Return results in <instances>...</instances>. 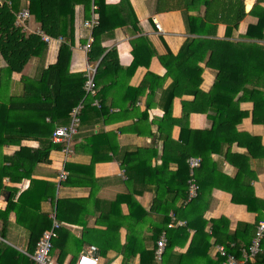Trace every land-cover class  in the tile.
<instances>
[{
    "label": "crops",
    "instance_id": "0c3cea01",
    "mask_svg": "<svg viewBox=\"0 0 264 264\" xmlns=\"http://www.w3.org/2000/svg\"><path fill=\"white\" fill-rule=\"evenodd\" d=\"M106 1L117 5L121 0ZM27 3L21 0L19 11L28 10ZM130 3L139 20L140 30L135 32L130 24L118 26L104 36L103 50L94 52L92 58L84 49L91 33L85 22L95 11L92 5L87 18L84 5L75 7L70 71L85 73L88 66H97L98 98L102 104L95 108L96 111L89 106L84 109L79 138L74 139L71 153L66 156L62 145H56L60 148L51 150L50 160L38 163L32 172V178L40 182L35 189L36 195L48 183L56 186L55 198L43 200L41 211L51 217L56 212L58 198L65 199L67 219L75 221H61L63 226L58 242L67 255L63 262L58 260L59 252L54 257L60 263L70 264L82 251L95 245L98 247L99 264H140V254L126 258L120 249L129 243V239H132V247L136 240L135 245L139 249H153L157 243L153 239L154 229L165 225L166 216L171 218L168 230L187 226L185 217L188 215H181L172 207L174 203L180 205L177 190L166 189L165 183L176 186V179L171 175L178 172V159H186L191 173L188 160L200 157L202 163L203 153L207 158L195 170L202 165L198 169L204 193L201 206L208 204V207L201 219V206L190 212V217L197 224L202 219L209 222L203 232L189 226L176 234L164 229L167 241L170 238V242H174L172 250L166 252L165 264H215L219 260V244L215 237H211L208 244L206 239L212 233V219L225 218L228 231L237 232L243 249L251 243L257 223L264 218V97L256 100L258 122L253 119V101L244 100L239 108L231 111L232 122L228 126L221 131L217 126L213 128V120L206 112L195 111V107L212 102L213 97L208 91L217 73L214 68L206 66V61H201L199 65L204 71L200 87L205 91L202 101L199 102L192 94L178 93L171 103V114L167 115L173 79L167 76L168 69L159 56L168 51L178 54L185 40L192 36L187 31L182 12L187 8L186 0H163L160 4L159 0H130ZM188 7L193 9L192 14L200 11L203 14L205 9L203 3ZM244 11L245 17L230 34L227 33V24L219 23L217 35L211 38L214 46L222 40L231 43L219 54L231 71L244 69L246 63L243 61L249 56L236 50L235 43L264 44L259 32L256 31L254 36L247 35L249 26L257 24L259 16L264 15V0H244ZM23 29L27 34L36 33L41 30V25L30 14ZM138 39H142L139 44L147 49L140 57L141 64L130 69L135 58L133 41ZM65 41L67 38L52 37L46 42L48 47L44 55L32 57L22 72H14L11 92H23V75L39 76L43 68L56 63ZM150 52L153 56L148 61ZM5 65L0 53V67ZM245 87L264 91V77L251 75ZM241 95L243 92L235 100ZM240 111H247V115L238 120ZM69 122L70 118L60 120L57 127ZM22 145L38 148L42 143L36 139H25ZM19 148L18 144L5 145L2 155L12 156ZM164 157L168 160L166 164H163ZM4 165L9 166V162L4 161ZM158 166H162L163 171L155 173ZM63 168L68 178L59 182ZM146 171L148 173L144 177ZM17 175L14 172V176ZM32 178L12 180L5 176L2 183L6 189L0 192V210H4L9 201L17 203L16 209L9 213L4 236L1 234L7 242H0V245L9 244L23 253L28 252L31 242L30 228L24 225H34L35 212H24V206L17 201L30 187ZM47 189L51 191L52 187L49 185ZM159 196L166 204L163 212H153L151 206ZM26 204H31V200ZM32 204L36 205V202ZM77 204L80 205L78 209ZM139 207L146 213H142ZM184 208L182 205L181 211ZM2 226L0 218V233ZM5 259L6 254L0 251V264H7ZM161 261L156 260L157 264ZM249 264H264V240L262 252Z\"/></svg>",
    "mask_w": 264,
    "mask_h": 264
},
{
    "label": "trees",
    "instance_id": "16d2710c",
    "mask_svg": "<svg viewBox=\"0 0 264 264\" xmlns=\"http://www.w3.org/2000/svg\"><path fill=\"white\" fill-rule=\"evenodd\" d=\"M29 13L33 15L37 22L41 25V30L55 38L64 37L67 41L63 42L58 55V60L54 64H50L48 67L43 68L39 76L31 77L23 75L21 81L23 83V92L21 94H15L11 92L12 75L14 72H22L25 65L29 60L47 50V43L39 33L27 34L24 32L23 27L16 23L17 13L20 10L21 0H3L0 3V53L3 56L6 65L0 67V192L6 187L3 185L2 180L5 176H10L12 180H22L23 178H32V172L35 166L40 162H48L50 160V152L53 149L60 148L56 146L51 140V136L57 123L60 120L69 119L71 109L77 105L82 99L85 102V108H92L96 111V107L93 104L94 98L86 95L84 85L86 82V75L84 72H71V45L74 41V28H75V14L76 5H84L86 11V17H90L91 6L95 5V13L98 14L99 24L93 29L92 35L94 41L92 43L89 56L91 58L94 52L102 49V39L104 36L114 31L118 26L131 25L135 32L140 30L139 20L134 12V9L130 3V0H121L117 5H110L106 0H26ZM163 0H159V4ZM262 2V0H259ZM194 3H203L205 9L203 14L201 11L192 14L191 7H188ZM187 8L182 9L185 25L187 31L192 36H189L182 45L178 54L174 55L171 51H168L165 55H160V60L163 65L168 69L167 76L172 77V93L170 104L166 109L167 115L171 114V103L178 93L192 94L195 98L201 102L205 95V91L201 89L203 82V67L199 65L201 61H206V66L214 68L216 73V80L212 85L208 93L213 97L212 102L205 103L200 107H195V111L206 112L213 120V128L217 126V130L221 131L224 126H228L232 122V110L239 108V105L244 100L253 101V119L258 122V105L256 100L260 97H264V91L260 89H248L245 87L248 78L251 75H257L264 77V44L257 43H235L234 48L246 52L247 57L244 69L239 68L236 71H231L228 66L225 65V61L220 53H223L225 46L231 43H226L224 40L217 42L218 46L212 44L211 40L217 35V29L219 23L227 24V33L230 34L233 28L238 27L240 21L245 17L244 0H189L186 4ZM254 8L252 11H254ZM160 10V9H159ZM164 9H161V11ZM167 10V9H166ZM169 10V9H168ZM258 35L264 38V15L259 16L257 24L249 26L247 35L254 36L257 32ZM257 35V36H258ZM139 40L133 41V54L135 56L130 69L137 68L140 64V57L144 55L147 48H143L139 44ZM103 50V49H102ZM210 56L208 57V53ZM153 52H150L148 61L151 60ZM258 59V62L256 61ZM149 64V62H148ZM147 64V65H148ZM257 67V69H256ZM98 74H96V83L98 84ZM243 92V95L238 100H235L236 96ZM98 97V96H97ZM99 99V98H98ZM101 103V101H100ZM102 104V103H101ZM104 105V104H103ZM93 106V107H91ZM186 109V107H185ZM194 110V108L192 109ZM209 110V111H208ZM84 111L81 115L84 118ZM213 113V116L212 114ZM241 116L238 120H241L247 115V111H240ZM47 117H50V121H47ZM81 126V125H80ZM79 127V132H80ZM78 132V134H79ZM76 134L74 139H78L79 135ZM25 139H36L41 141L42 146L38 148H30L22 145V141ZM73 139V143H74ZM18 144L20 148L15 151L12 156H3L2 148L5 145ZM166 156V155H165ZM202 165L204 159L207 158L205 154L201 153ZM186 159H178V172L171 175L176 179V186L168 182L165 183L166 189H174L178 192L180 205L174 203L173 208L175 212H180L181 215H188L187 226L195 227L197 231L203 232L204 228L209 221L201 220L199 224L194 223L190 217V212L199 209L202 205L203 186L198 177V169L194 171V175L191 176L188 163ZM4 161L9 162V166L4 165ZM168 160L164 157L163 164H166ZM125 163V160H123ZM127 172L128 168L126 169ZM162 170V166H158L155 169V173ZM14 172L18 175L14 176ZM144 173V172H143ZM148 171L144 173L146 177ZM195 178L199 185L198 196L192 200H188L189 191V179ZM39 181L32 178V183L28 189L21 193L18 198V204L24 206V212L29 210L34 214V225H24L30 228L31 242L28 249L30 254H33L37 242L40 239L43 231L51 227L52 218L48 213L41 211V202L47 198L54 199L56 196L55 184L48 183L52 189L48 191L45 186L44 190L36 195L37 185ZM42 184H44L42 182ZM235 196V194H234ZM233 196V200L237 202ZM31 200V204L27 205L26 202ZM35 201L36 205L32 202ZM176 202V201H175ZM201 202V203H200ZM166 203H163L160 196L153 202L151 211L163 212V207ZM247 204L250 205L249 201ZM26 205V206H25ZM78 205V204H77ZM184 205V210L181 211V206ZM17 203L9 201L7 207L4 210H0V218L3 220V226L1 234L4 236V231L8 228L9 213L15 210ZM208 204L201 206L199 209V219L202 218ZM142 213H146L142 207H139ZM67 212V200L58 198L56 204V217L60 221L75 222L74 220L66 216ZM141 217V216H140ZM19 219V218H18ZM20 221V219H19ZM171 218L166 216L163 226H158L154 229L153 239L159 240L164 229L168 230V224ZM212 233L206 236L207 244L211 237H215L216 243L225 245L230 251L237 256H241L242 249L239 245V236L237 232L231 233L228 231V222L225 218L212 219ZM30 226V227H29ZM179 229H169V233H182L186 230V227ZM247 226V225H246ZM248 227V226H247ZM250 227H248L249 229ZM60 231L58 229V236L54 239V247L52 250L53 256L56 252L58 254V260L63 262L67 255L65 248L60 245ZM163 232V233H162ZM167 236V234H166ZM170 242V238L168 239ZM129 243L124 245L120 252L124 254V257L130 258L140 254V264H157L156 260V248L139 249L134 241V246L130 245L132 239L128 240ZM162 255L163 261L160 264H165L166 252L172 250L174 242L169 243ZM234 244L233 246H231ZM249 245V244H248ZM247 245V246H248ZM246 246V247H247ZM1 253L6 254L5 262L7 264H35L32 258L15 249L9 244L3 243L0 245ZM218 252V251H217ZM219 255V260L215 264H221L222 257Z\"/></svg>",
    "mask_w": 264,
    "mask_h": 264
},
{
    "label": "built area",
    "instance_id": "2783aa9c",
    "mask_svg": "<svg viewBox=\"0 0 264 264\" xmlns=\"http://www.w3.org/2000/svg\"><path fill=\"white\" fill-rule=\"evenodd\" d=\"M1 3V2H0ZM95 9L96 6L93 5ZM30 13L29 10L19 11L16 15L17 20L16 23L21 27H26V21L29 18ZM99 24L98 16L95 14L85 22V26L91 30L88 41L84 46L86 51H90L92 47V43L94 41L92 31ZM42 35L43 39L46 42L52 40V37L45 34L42 30L38 32ZM97 66H88L86 69V82L84 85V89L86 95L92 96L94 98L93 104L97 107L101 106V103L98 99V85L96 83V74H97ZM85 108L84 99H82L77 105H75L70 112V122L66 125L58 126L52 133L51 140L54 144L62 145V150L67 156L72 152L73 147V139L76 134L79 132V127L81 125V115ZM189 165L191 168V176L194 175V170L196 167L200 166L201 158L200 157H191L189 160ZM68 178V173L63 168L59 175V182L65 181ZM199 185L197 184L195 178L189 179V191H188V200H192L193 198L198 196ZM52 224L51 227L45 229L37 242L36 249L33 254H30L24 251L27 255H29L35 264H67L60 263L52 254V250L54 247V239L58 236V229L63 225L61 221H59L56 217V213L51 215ZM170 226H173L172 224ZM264 240V218H262L256 226V230L254 236L252 238L251 243L242 249L241 256H237L232 251H230L225 245L219 244L217 246V251L220 256L223 258L221 264H249L253 259H255L262 252V242ZM0 242H7L0 233ZM167 245V237L164 232L159 240L157 241L156 248V258L158 260L162 259V255L165 251ZM232 244L231 246H233ZM70 264H99V256H98V247L95 245H90L84 251H82L76 260Z\"/></svg>",
    "mask_w": 264,
    "mask_h": 264
},
{
    "label": "rangeland",
    "instance_id": "374dc122",
    "mask_svg": "<svg viewBox=\"0 0 264 264\" xmlns=\"http://www.w3.org/2000/svg\"><path fill=\"white\" fill-rule=\"evenodd\" d=\"M0 2H2V1H0ZM79 206H80V205H77V209L79 208ZM80 210H82V209H80ZM79 213H80V212H79ZM66 226H67V225H66ZM14 241H15V242H18L17 239H14ZM21 252H23V251H21Z\"/></svg>",
    "mask_w": 264,
    "mask_h": 264
}]
</instances>
